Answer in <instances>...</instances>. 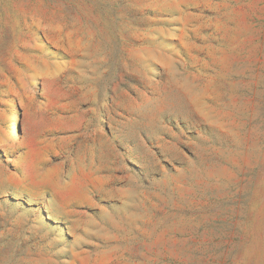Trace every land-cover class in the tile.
<instances>
[{"label": "rangeland", "instance_id": "rangeland-1", "mask_svg": "<svg viewBox=\"0 0 264 264\" xmlns=\"http://www.w3.org/2000/svg\"><path fill=\"white\" fill-rule=\"evenodd\" d=\"M0 264H264V0H0Z\"/></svg>", "mask_w": 264, "mask_h": 264}]
</instances>
